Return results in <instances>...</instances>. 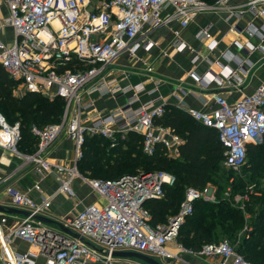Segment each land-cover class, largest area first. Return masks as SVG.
<instances>
[{
  "label": "built area",
  "instance_id": "1",
  "mask_svg": "<svg viewBox=\"0 0 264 264\" xmlns=\"http://www.w3.org/2000/svg\"><path fill=\"white\" fill-rule=\"evenodd\" d=\"M227 2L4 0L7 14L0 7V63L30 92L50 98L62 97L66 106L61 122L31 127L38 140L33 153H24L19 148L20 122L10 123L0 112V147L23 156L24 163L34 164L39 174L68 171L69 179L61 180L57 192L69 196L75 195L72 179L82 175L78 160L82 157L87 135L99 134L111 139L116 134L134 131L143 135L146 154H153L156 146L162 144L168 156H177L184 139L171 127L154 121L165 113L166 105L160 102V96H153L157 84L151 89L143 82L120 86L117 79L106 78V75L115 71L112 66L122 54L138 60L139 48L145 51L154 45L150 33L174 22L180 27L174 30L173 44L183 47L182 30L199 14ZM244 5L246 11L264 19V0H246ZM6 27L13 30L9 41L3 38ZM254 31L253 28L248 34ZM206 35L204 30L201 37ZM261 36L264 38V34ZM143 94L149 98L143 99ZM106 95H125L126 102L111 112H89L96 97ZM178 106L193 119L217 130L225 149L223 164L226 167L241 168L246 161L247 145L264 141V81L253 93L235 102L215 93L210 109ZM64 136L72 139L75 145L74 166L70 168L47 157L52 145ZM83 178L102 201L83 206L62 222L92 244L60 233L34 218L37 214L45 215L51 206V197L36 199L8 186L11 203L28 210L30 215H21L7 232L0 229V264H37L35 258L40 255L46 258L47 264H112L116 250L138 251L162 260L179 259L182 253H188L205 258L217 256L222 264H252L228 239L207 243L198 251L177 241L184 217L193 211V202L198 198L215 201L210 186L203 190L188 188L177 221L172 222L171 216L167 223L151 227V213L146 203L165 196V186L175 182L172 174L138 171L117 178ZM8 217L0 213V226ZM15 238L27 241L37 252H14L10 244Z\"/></svg>",
  "mask_w": 264,
  "mask_h": 264
},
{
  "label": "crops",
  "instance_id": "2",
  "mask_svg": "<svg viewBox=\"0 0 264 264\" xmlns=\"http://www.w3.org/2000/svg\"><path fill=\"white\" fill-rule=\"evenodd\" d=\"M245 2L246 0H228L219 8L199 14L182 30L180 37L185 44L181 48L173 44L176 38L174 30L180 27L178 22L151 32L149 37L154 45L145 51L139 48L138 60L122 54L112 66L115 71L106 75V78L117 79L120 86L143 82L147 89H151L157 84V92L153 96H160L161 103L177 108L178 105H184L207 110L212 107L215 93L224 95L230 102L253 93L264 81V38L261 36L264 34V19L246 11ZM253 28L254 33L249 35L248 31ZM204 30L207 35L201 37ZM119 72L121 73L117 76ZM142 97L149 98L146 94ZM96 98L94 107L89 110L91 113L111 112L126 102L125 95ZM61 139L52 145L47 157L70 168L75 161L74 141L67 136ZM24 162L23 156L0 147L1 205L16 207L7 194L8 186H14L36 199L51 197V206L46 210L45 216L59 221L76 214L85 205L102 201L83 178V174L72 179L71 186L75 195L69 196L64 192H57L61 180L69 179L68 171L39 174L34 164ZM36 185L40 186L39 189ZM8 216L7 222L0 226L3 232H7L21 214ZM170 217L169 215L167 220L155 222L153 226L167 223ZM10 245L11 250L17 253L28 250L37 252L36 248L21 238H15ZM170 246L174 248V244ZM132 259L116 257L112 264H133L130 262ZM35 261L37 264H47L43 255L36 257ZM137 261L138 264H145L141 260ZM163 261L166 264H222L217 256L205 258L188 253H182L179 259Z\"/></svg>",
  "mask_w": 264,
  "mask_h": 264
},
{
  "label": "trees",
  "instance_id": "3",
  "mask_svg": "<svg viewBox=\"0 0 264 264\" xmlns=\"http://www.w3.org/2000/svg\"><path fill=\"white\" fill-rule=\"evenodd\" d=\"M16 84V79L0 63V112L10 123L20 122L22 138L19 148L24 153H33L38 140L31 127L61 122L65 99L58 96L50 99L29 91L16 96L13 92ZM154 121L171 127L184 139L177 156H168L162 144L156 146L153 154H146L143 151V135L134 131L125 134L128 144L116 143L114 146H111V139L91 134L86 136L82 146L79 171L85 177H89L87 173H106L108 177L104 178H117L138 171L172 174L175 182L165 186V196L146 203L151 213V227L155 222L165 221L169 215L179 213L188 188L203 190L211 181H218L216 200L198 198L193 202V211L184 217L177 241L188 249L198 251L207 243L229 238L237 252L252 264H264V185L262 180H257L264 179V141L247 145L246 160L248 155L251 159L247 170L242 168L238 173L231 167L223 166L225 149L216 129L205 126L170 104L165 105V113ZM255 155L257 157L253 158ZM225 172L226 176L222 177ZM246 176L255 180L248 183ZM223 184L233 187L230 198L223 196ZM249 186L254 189L252 194H248L250 190H245ZM243 193L249 195L245 211L239 204L232 203L235 194ZM244 212L250 215L247 220ZM248 228L252 229L248 231ZM241 230L243 233L240 234Z\"/></svg>",
  "mask_w": 264,
  "mask_h": 264
},
{
  "label": "rangeland",
  "instance_id": "4",
  "mask_svg": "<svg viewBox=\"0 0 264 264\" xmlns=\"http://www.w3.org/2000/svg\"><path fill=\"white\" fill-rule=\"evenodd\" d=\"M0 7L2 8V10L4 11V14H7V11H6V7H5V4H4V0H0ZM12 28L11 27H6L5 29H4V31H3V33H4V35H3V38H4V40H10L11 39V37H12ZM123 70V69H122ZM121 70V71H122ZM121 72H119L118 74H117V76L120 74ZM17 81V84H16V86H15V88H14V90H13V92H14V94L16 95V96H19L20 94H23V93H25V92H28L29 90L27 89V87L23 84V83H21L19 80H16ZM30 92V91H29ZM34 93H37V94H41V93H38V92H34ZM43 95V94H42ZM45 96V95H44ZM95 95H93V97H94ZM46 97H48V96H46ZM48 98H50V97H48ZM50 99H52V98H50ZM84 99V95L82 96V100ZM65 106H66V104H65ZM64 115V114H63ZM62 140V139H61ZM60 140V141H61ZM59 141V142H60ZM143 141H144V137H143ZM58 142V143H59ZM116 143H118V144H120V143H123V144H128L127 143V137H125V134L124 135H121V134H116V136L115 137H113V138H111V146H114ZM170 157H172V156H170ZM257 156L255 155L253 158H256ZM251 159V156H249L248 155V158H247V160H246V163H245V165H244V167L242 166L241 168H238V169H233V170H235V171H237L238 173H240L241 172V170H242V168L243 169H246L247 170V167H248V165H249V160ZM224 163V162H223ZM223 166L225 167V168H227L224 164H223ZM87 176H89L88 178H95V177H102V178H104V177H108V175L106 174V173H102V174H100V173H98V174H94V173H87ZM222 177H225L226 176V172L225 173H222V175H221ZM216 179V178H215ZM246 180H247V182L249 183L251 180H255V179H251L249 176H246ZM258 181L259 180H262V183H263V185H264V179L262 178V179H257ZM230 181V180H229ZM232 182V181H231ZM219 183H218V181H211L209 184H208V186H210L211 187V189H212V194H214V196H215V200H216V197H217V195H216V190L218 189V185ZM223 187H224V192L222 193L223 194V196L224 197H228V198H230L231 197V194L234 192L233 190V187L230 185V184H223L222 185ZM241 188H244V186L243 187H241ZM246 191H249L248 192V194H252V191L254 190L253 188H252V186H249V188L248 189H245ZM253 194H255V193H253ZM234 200H233V204L235 205H237V204H239L240 205V207H241V209L243 210V211H245V207H244V205H245V202L247 201V200H249V195H247V193H243V195L242 194H235L234 195V198H233ZM244 214L246 215L245 216V218H246V220L248 219V217H250V215L249 214H246V212H244ZM252 228H248V231H250ZM243 230H244V228H243ZM243 230H241L240 231V234L241 233H243L242 231ZM248 234V233H247ZM229 239V238H228ZM230 240V239H229ZM130 262H133V264H138L137 262H139V261H137V259H135V258H133L132 259V261H130Z\"/></svg>",
  "mask_w": 264,
  "mask_h": 264
},
{
  "label": "water",
  "instance_id": "5",
  "mask_svg": "<svg viewBox=\"0 0 264 264\" xmlns=\"http://www.w3.org/2000/svg\"><path fill=\"white\" fill-rule=\"evenodd\" d=\"M0 212L1 213H8V214H21L24 216L30 215V212L26 209H19L13 206H4L0 204ZM34 218L37 220H40L46 224H48L52 229H55L58 232H64L68 233L70 235H73L76 238H79L80 240L86 242L87 244L91 243L87 241L84 237H82L80 234L77 232L73 231L71 228L68 226H65V224L62 221L52 219L50 217H47L45 215L37 214L34 215ZM179 218V214L172 216V222H176L177 219ZM168 231L166 230V233ZM113 255L115 257H123V258H136L138 260H141L145 264H166L165 261L162 259H158L152 255L145 254L142 252L138 251H132V250H116L113 252Z\"/></svg>",
  "mask_w": 264,
  "mask_h": 264
}]
</instances>
